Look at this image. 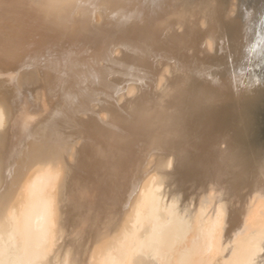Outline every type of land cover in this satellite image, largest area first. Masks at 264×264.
<instances>
[{
  "label": "bare ground",
  "instance_id": "bare-ground-1",
  "mask_svg": "<svg viewBox=\"0 0 264 264\" xmlns=\"http://www.w3.org/2000/svg\"><path fill=\"white\" fill-rule=\"evenodd\" d=\"M247 6L0 0V264H264Z\"/></svg>",
  "mask_w": 264,
  "mask_h": 264
},
{
  "label": "rangeland",
  "instance_id": "rangeland-1",
  "mask_svg": "<svg viewBox=\"0 0 264 264\" xmlns=\"http://www.w3.org/2000/svg\"><path fill=\"white\" fill-rule=\"evenodd\" d=\"M257 1L252 0L250 2V0H246L248 9L246 7L243 13V28L245 30L242 32L243 34L241 33L243 37V39H241L240 49L242 55L238 59L242 62V68L244 69V82L255 74L260 76L258 71H260L263 59L264 27L262 24L261 8L262 4H264V0H260V3ZM252 134L253 129L251 127V129H249V140L253 148L259 150L261 145L254 144L251 136Z\"/></svg>",
  "mask_w": 264,
  "mask_h": 264
},
{
  "label": "water",
  "instance_id": "water-1",
  "mask_svg": "<svg viewBox=\"0 0 264 264\" xmlns=\"http://www.w3.org/2000/svg\"><path fill=\"white\" fill-rule=\"evenodd\" d=\"M263 96H264V94H263ZM263 122H264V101H263Z\"/></svg>",
  "mask_w": 264,
  "mask_h": 264
}]
</instances>
